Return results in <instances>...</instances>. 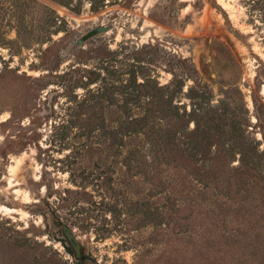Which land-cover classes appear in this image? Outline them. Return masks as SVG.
Listing matches in <instances>:
<instances>
[{
  "label": "rangeland",
  "instance_id": "374dc122",
  "mask_svg": "<svg viewBox=\"0 0 264 264\" xmlns=\"http://www.w3.org/2000/svg\"><path fill=\"white\" fill-rule=\"evenodd\" d=\"M0 264H264V0H0Z\"/></svg>",
  "mask_w": 264,
  "mask_h": 264
},
{
  "label": "water",
  "instance_id": "95a60500",
  "mask_svg": "<svg viewBox=\"0 0 264 264\" xmlns=\"http://www.w3.org/2000/svg\"><path fill=\"white\" fill-rule=\"evenodd\" d=\"M110 32V28L109 27H97L91 31H89L85 36H83L82 38H80L77 41V45L78 46H83L84 42L98 36L99 34L102 33H108ZM63 233L66 237V239L68 240V242L70 243V245L72 246L73 250L76 253V256L78 258L81 257V245L78 242L77 238L75 237L74 233L67 227V226H63Z\"/></svg>",
  "mask_w": 264,
  "mask_h": 264
},
{
  "label": "trees",
  "instance_id": "16d2710c",
  "mask_svg": "<svg viewBox=\"0 0 264 264\" xmlns=\"http://www.w3.org/2000/svg\"><path fill=\"white\" fill-rule=\"evenodd\" d=\"M137 135H138V134H134V133H133V134L130 135L129 138H130V139H131V138H135Z\"/></svg>",
  "mask_w": 264,
  "mask_h": 264
}]
</instances>
